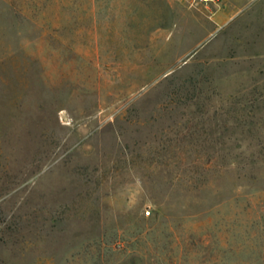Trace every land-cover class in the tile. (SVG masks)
<instances>
[{"label":"rangeland","instance_id":"rangeland-1","mask_svg":"<svg viewBox=\"0 0 264 264\" xmlns=\"http://www.w3.org/2000/svg\"><path fill=\"white\" fill-rule=\"evenodd\" d=\"M218 3L0 0V264H264V55Z\"/></svg>","mask_w":264,"mask_h":264},{"label":"crops","instance_id":"crops-1","mask_svg":"<svg viewBox=\"0 0 264 264\" xmlns=\"http://www.w3.org/2000/svg\"><path fill=\"white\" fill-rule=\"evenodd\" d=\"M211 13L213 42L228 35L234 38L235 52L244 44L251 45V54L264 55V0H222L221 6L212 5Z\"/></svg>","mask_w":264,"mask_h":264},{"label":"built area","instance_id":"built-area-1","mask_svg":"<svg viewBox=\"0 0 264 264\" xmlns=\"http://www.w3.org/2000/svg\"><path fill=\"white\" fill-rule=\"evenodd\" d=\"M200 1L208 2V1H210V0H200ZM145 213L148 215V214L150 213V211H149V210H146Z\"/></svg>","mask_w":264,"mask_h":264}]
</instances>
